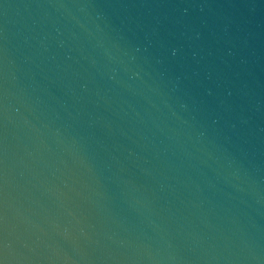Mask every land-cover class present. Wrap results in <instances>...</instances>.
<instances>
[{
    "label": "water",
    "instance_id": "1",
    "mask_svg": "<svg viewBox=\"0 0 264 264\" xmlns=\"http://www.w3.org/2000/svg\"><path fill=\"white\" fill-rule=\"evenodd\" d=\"M0 264H264V0H0Z\"/></svg>",
    "mask_w": 264,
    "mask_h": 264
}]
</instances>
